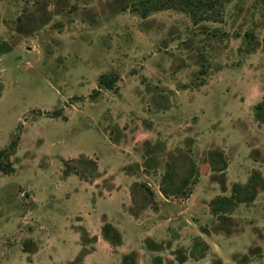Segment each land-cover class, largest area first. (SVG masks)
<instances>
[{
    "label": "rangeland",
    "instance_id": "obj_1",
    "mask_svg": "<svg viewBox=\"0 0 264 264\" xmlns=\"http://www.w3.org/2000/svg\"><path fill=\"white\" fill-rule=\"evenodd\" d=\"M119 2L0 0V148L17 136L0 264H264L259 179L230 212L208 206L264 177V0L196 23Z\"/></svg>",
    "mask_w": 264,
    "mask_h": 264
},
{
    "label": "trees",
    "instance_id": "obj_2",
    "mask_svg": "<svg viewBox=\"0 0 264 264\" xmlns=\"http://www.w3.org/2000/svg\"><path fill=\"white\" fill-rule=\"evenodd\" d=\"M119 8H130L137 12L140 16H146L151 11L164 8H173L186 13L193 23L201 20H217L221 17L223 6L229 0H117ZM114 75L110 73H100L97 76L98 87L111 88L114 82ZM254 116L260 120H264V100H259L253 104ZM17 136H14L9 142L0 148V172H8L11 168L9 154L13 150ZM211 156L210 168L222 171L225 168V161L220 150L210 149L208 151ZM254 178L259 179V185L264 189V177H260L257 173H253L247 179V182L240 185L234 182L231 185L229 195H215L212 197L208 206L211 213L224 214L230 212L235 204L239 201L249 199L254 192ZM223 181L220 179V182ZM102 235L112 244L120 243V233L118 229L109 221H104L100 227Z\"/></svg>",
    "mask_w": 264,
    "mask_h": 264
}]
</instances>
